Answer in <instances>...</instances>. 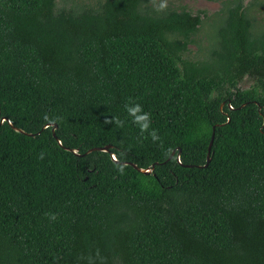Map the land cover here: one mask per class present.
Instances as JSON below:
<instances>
[{"label": "trees", "instance_id": "16d2710c", "mask_svg": "<svg viewBox=\"0 0 264 264\" xmlns=\"http://www.w3.org/2000/svg\"><path fill=\"white\" fill-rule=\"evenodd\" d=\"M160 3L0 0V264H264V0Z\"/></svg>", "mask_w": 264, "mask_h": 264}, {"label": "rangeland", "instance_id": "374dc122", "mask_svg": "<svg viewBox=\"0 0 264 264\" xmlns=\"http://www.w3.org/2000/svg\"><path fill=\"white\" fill-rule=\"evenodd\" d=\"M159 2H163V0H159ZM166 2L177 7L186 6V8L192 10L194 13H197L199 10H205L210 17H204V20L206 21L204 23V26L197 34L196 38L205 39V33H209V31H211V37L216 35L217 28L222 22V19L220 16L215 14L220 11L223 0H166ZM205 41L206 40L200 41L201 43H203V48H200L198 44H191L189 46V50L186 52V56L190 58H204L207 55L204 48ZM251 84L252 82L250 80L244 79L240 85L241 87L246 88L251 86Z\"/></svg>", "mask_w": 264, "mask_h": 264}, {"label": "clouds", "instance_id": "9594fccd", "mask_svg": "<svg viewBox=\"0 0 264 264\" xmlns=\"http://www.w3.org/2000/svg\"><path fill=\"white\" fill-rule=\"evenodd\" d=\"M166 8H167V2H166V0H163V2H161L159 4V7L157 10L159 11V10H163ZM125 107H126L128 114L133 117V122L135 124L139 125L141 132L142 133L148 132L150 125H151L150 114L143 112V108L140 104L126 105ZM44 119L46 121H49V123L51 125V124H55L58 118H50L46 114ZM113 119H114L115 124H117L120 127H123V121L116 119V118H113ZM112 122H113V120H107L106 121V123H112ZM149 134H150L153 142L160 140V136L158 135L157 130L153 129ZM43 157H44V153H41L40 158L43 159ZM111 158H112V161L114 162V164H116L118 166V171L120 172V174L123 175L127 165L120 162L119 156L116 153H113ZM48 215H49L50 219H53V220L56 219L55 215H53V214H48ZM96 258H99L101 260V264H102L103 258L100 257L99 252H97L95 258L92 256L88 257L89 264H95Z\"/></svg>", "mask_w": 264, "mask_h": 264}, {"label": "water", "instance_id": "95a60500", "mask_svg": "<svg viewBox=\"0 0 264 264\" xmlns=\"http://www.w3.org/2000/svg\"><path fill=\"white\" fill-rule=\"evenodd\" d=\"M228 119H229V118H228ZM4 120H8L10 124L12 123L11 120H9V119L6 118V117H2L1 120H0V123H2ZM48 126H50V123L44 125V126H43V129L46 128V127H48ZM15 128H16L18 131L25 132V131H24L23 129H21V128H18V127H15ZM56 128H57V124L55 123V124H54V127H53V133H54L55 136H56ZM25 133H27V132H25ZM27 134L32 135L33 133H27ZM214 137H215V131H213V133H212V138H211V142H210V144H209V149H208L207 163H206L204 166H208V164H209L210 161H211V149H212V145H213ZM57 138H58V137H57ZM58 141L61 143V141H60L59 139H58ZM110 147H111V145H105V146L93 147V148L87 150L86 153L92 152V151H94V150L109 151V150H110ZM71 150L74 151L76 154L78 153V151L75 150V149H72V148H71ZM112 154H113V153H111V156H112ZM178 160H180V153L178 154ZM122 163H125V164H129V163H131V164H133L138 170H140L141 172L146 173V174L152 173L153 170H154V167H155V164H153L152 166L147 167V168H141V167H139L137 164L132 163V162H130V161H124V162H122Z\"/></svg>", "mask_w": 264, "mask_h": 264}]
</instances>
